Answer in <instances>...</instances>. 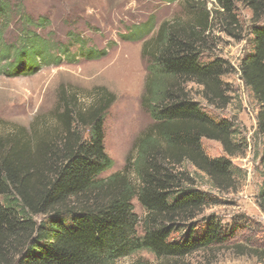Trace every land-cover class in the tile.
I'll use <instances>...</instances> for the list:
<instances>
[{
	"label": "trees",
	"instance_id": "16d2710c",
	"mask_svg": "<svg viewBox=\"0 0 264 264\" xmlns=\"http://www.w3.org/2000/svg\"><path fill=\"white\" fill-rule=\"evenodd\" d=\"M187 2L194 14L196 6ZM214 2L213 18L236 39L241 38L236 33V4L252 12V50L241 60L238 71L260 106L257 126L264 136V0ZM11 11L9 1L0 0L3 74L31 76L43 65L59 66L62 52L55 56L49 41L31 30L24 31L17 44H5ZM201 15L194 25L164 22L156 29L153 22L145 23L125 37L144 41L143 58L149 64L145 102L153 125L139 138L136 157L123 173L102 178L114 166L105 150V113L115 97L105 89L99 104L75 122L87 127V136L67 125L60 145L39 148L41 160L33 187L29 167L19 161L24 153L19 144L7 151L0 147V259L13 251L15 264H115L149 251L158 260L183 264L181 260L188 256L234 239L238 227H225L215 216L205 218L204 227L196 222L217 201L196 190L189 173L179 169L185 163L193 166L221 192L235 188L231 158L241 151L234 142L233 124L207 115L185 89L195 84L210 105L229 103L222 78L235 68L220 58L202 62L203 34L211 24L209 16ZM45 23L39 19L36 24L42 27ZM105 54L91 51L89 58L100 59ZM203 139L220 143L225 156H208ZM261 164L264 173V158ZM130 170L136 182L130 179ZM135 199L146 212L143 220L135 213ZM258 205L264 211V182ZM28 216H44L45 220L38 223L25 219ZM176 234L180 237L174 238Z\"/></svg>",
	"mask_w": 264,
	"mask_h": 264
},
{
	"label": "rangeland",
	"instance_id": "374dc122",
	"mask_svg": "<svg viewBox=\"0 0 264 264\" xmlns=\"http://www.w3.org/2000/svg\"><path fill=\"white\" fill-rule=\"evenodd\" d=\"M12 11L4 34L5 44L15 45L23 32L31 30L47 39L53 54L62 52L59 66L43 65L31 76L3 74L0 63V147L7 151L15 143L23 151L21 164L34 172L41 160V146L60 145L67 125L87 136L88 129L75 122L79 115H88L99 104V95L105 89L114 95V103L105 113V150L114 166L102 175L107 179L123 173L129 161L136 157L137 142L147 133L153 121L147 102L148 59L143 58L144 41H129L135 28L149 22L157 28L164 22L195 24L201 13L209 16L210 29L204 37L202 62L224 59L235 68L224 76V95L228 104L210 105L202 96V88L186 85L190 98L210 117L233 124L234 142L240 155L231 158L235 188L221 192L212 186L209 178L185 163L179 169L189 173L194 188L217 201L207 208L196 222L204 227V219L215 216L225 227L237 226L233 240L209 250L197 252L181 260L183 264H264V211L258 205L263 186L264 136L258 133L259 104L243 83L238 71L241 60L251 52L253 35L252 12L236 4L239 20L236 39L223 31L215 20L214 0H191L196 6L190 13L188 0H8ZM199 13V14H198ZM46 20L44 26L36 23ZM27 21L33 23L28 26ZM4 27V26H3ZM4 29V28H3ZM152 34L150 37H152ZM66 48L65 50H62ZM66 51V55L64 53ZM91 51H105L100 59L89 58ZM68 114V119L64 115ZM203 148L212 158L225 156L220 143L203 139ZM50 149V148H49ZM129 177L136 182L132 170ZM1 201L3 199L1 198ZM135 213L141 220L146 212L138 200L133 201ZM42 222L44 216H28ZM142 235L143 229L138 230ZM176 234L174 238H179ZM256 251L257 254H253ZM261 253V254H258ZM257 255V256H256ZM0 264H15L16 253L5 252ZM158 260L149 251H140L115 264H170Z\"/></svg>",
	"mask_w": 264,
	"mask_h": 264
}]
</instances>
